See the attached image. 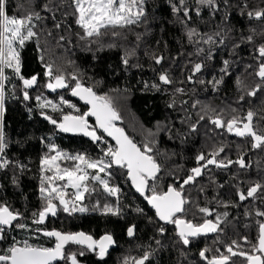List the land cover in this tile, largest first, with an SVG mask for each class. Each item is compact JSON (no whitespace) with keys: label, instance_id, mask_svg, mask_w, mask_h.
<instances>
[{"label":"trees","instance_id":"16d2710c","mask_svg":"<svg viewBox=\"0 0 264 264\" xmlns=\"http://www.w3.org/2000/svg\"><path fill=\"white\" fill-rule=\"evenodd\" d=\"M47 2L48 0H8V11L11 15L22 16L30 11H37L42 16L49 17L43 22H37V31L41 34L39 46L30 41L21 51L22 74L26 78L32 75L38 77L37 84L28 89L31 99L23 100L24 89L20 80L13 78L6 82L8 99L5 131L9 140L6 155L13 164L17 162L25 164L27 169L24 173L16 171L13 166L0 170V202L6 201L13 209L19 210L24 215L23 222L29 225V229L37 227L32 224V213L38 212L42 207L39 193V163L42 156L48 152L47 144H55L64 152L72 155L84 154L92 159L102 158V149L106 150L108 145L115 146L105 135L107 144L93 142L82 136L64 135L55 125L44 119L42 112L57 119L58 122L63 114L80 113L69 109L66 104L60 105L63 112H54L51 108L42 110L36 100L38 96L58 105L63 98L74 104L80 112L88 111L87 107L72 98L70 89H57L52 94L49 92L44 86L47 83L45 63H54V68H59L70 84L75 83L71 80L72 74H75L85 86H92L98 94H109L116 98V107L122 117L118 126L122 127L138 145L150 143L153 148L152 155L161 166L158 176L160 191L166 190L169 185L179 186L190 174V170L199 165L197 157L200 154L209 155L213 150L225 145V131L224 135L217 139L214 125L207 118L212 113L205 115L201 108L207 106L216 114L222 113L225 119L231 115L244 116L243 100L238 93H242L244 87L252 80V76L245 71L250 68L247 62L255 60L258 56L256 51L258 44L256 41L248 42L246 39L248 36L254 38L252 27L257 23L249 20L240 11L244 8L241 0L234 1L232 7L228 9L230 20L228 17L226 21L223 20V10L211 15V10L204 9L199 17L195 12L192 13L190 26L205 35L215 37L217 32L221 33V37L215 38L217 41L223 38L222 44L188 43L186 29L173 14L167 0H148V19L145 24L128 31L126 39L105 36L102 38L103 48L98 49L97 44H92L90 50L86 46L87 41H81L76 36V33L82 30L75 24V18L71 15L64 21L66 25L71 26L70 31L66 28L57 30L52 27L51 14L43 11V5ZM188 3L193 9L198 6L195 0H188ZM64 10L62 8L56 12L58 20L63 19L61 13ZM66 10L71 12V9ZM49 31L52 32L51 36L47 35ZM136 33L142 36L139 41L135 38ZM60 35L68 36L72 43L68 44L66 41L58 43ZM109 44H113L114 47H108ZM197 47L205 48V52L211 48L213 58L204 60L203 54H196ZM153 53L164 56L162 64L154 63ZM41 55L44 62H41ZM126 55L129 61L127 66L123 64ZM225 59L230 62L228 75L220 72ZM201 60H204L205 68L197 77L211 81L223 75L224 82L218 89L214 90L211 84L192 85L186 81L192 66L190 62ZM162 69L169 73L174 83L160 85L161 91H156L151 85L160 83L158 76ZM238 80L243 83L238 84ZM145 84L148 85L147 88ZM12 85H15V89ZM178 87L185 88L187 94L175 93L179 103L177 107L169 108L168 103ZM193 88L195 91H192ZM197 100L200 104L191 107ZM183 101H187V104H183ZM200 115H205V119L200 120ZM89 123L95 125L90 118ZM192 124L196 125L195 132L190 131ZM110 171L112 172L109 178L110 185L121 189L119 201L105 193L100 185L94 184L95 192L86 194L84 201L88 212L69 215L59 211L56 217L50 216L45 224L39 227L63 232L84 231L95 238L106 232L113 235L116 240L115 248L104 261H100L95 254L88 253L78 257L81 264H125V261L131 264L133 258H140L146 251L152 253L146 264H205L199 257V252L205 249L203 245L207 237H197L190 240L189 245H183L175 225L162 224L144 197L134 192L131 181L127 178L126 169L113 166ZM13 176L19 180L18 187L12 182ZM178 179L180 182L175 185ZM223 184L221 185L223 187L219 186L215 192L214 181L210 171L206 169L194 184L186 185L185 196L193 203L185 205L187 211L184 218L198 224L205 219L214 220L217 214L221 216L225 212L229 214L227 209L216 213L214 207L217 201L229 205L230 199L235 196L231 187L224 181ZM201 188L203 191H200ZM105 205L119 207L121 214L119 216L106 214ZM259 205V202L248 201L243 207L244 211L238 213L236 211L235 216L253 221L258 210L255 207ZM198 207H209L213 215L205 216L199 213ZM137 208L143 209V214L138 213ZM132 224L136 225V234L128 237L127 228ZM160 226L165 228L163 234L158 231ZM224 229L225 227L222 231ZM250 229H254L253 224L250 225ZM13 236L17 240L28 239L29 243L44 247L54 246V240L43 236L42 232L17 229L10 233L9 240ZM157 240L160 241L159 244L156 243ZM0 247H6V244L0 242ZM68 250L75 252L77 247L69 245L66 251ZM206 255L209 256L207 253Z\"/></svg>","mask_w":264,"mask_h":264},{"label":"snow or ice","instance_id":"6c2138e0","mask_svg":"<svg viewBox=\"0 0 264 264\" xmlns=\"http://www.w3.org/2000/svg\"><path fill=\"white\" fill-rule=\"evenodd\" d=\"M167 2L179 23L186 29L188 43L195 45H199L201 42L205 45L223 43V38L219 41L215 38L221 37V33L217 32L215 37L205 35L198 32L195 27H191L190 24L192 13L195 12V15L199 17L204 9L211 10V15L223 10V20L226 21L230 14L228 9L232 7L230 0H195L198 5L195 9L190 6L188 0H167ZM244 7L246 8L247 5L245 4ZM62 8L65 9L61 13L63 19L58 20L56 12ZM66 9H71V12L69 13ZM43 11L51 14L52 27L57 30L66 28L70 31L71 26L66 25L64 21L71 15L75 18V24L82 30V32L76 33L78 39L86 40V46L89 50L92 44H97L98 49H100L104 47L103 37L111 36L126 39L128 31L147 22L148 0H48L43 5ZM247 16L261 20L264 18V8L254 12L248 11ZM47 19H49L48 16H42L37 11H30L22 16L11 15L8 11V0H0V170H6L13 166L16 171L24 173L27 169L25 164L19 162L13 164V161L9 160L6 155V149L9 147V140L5 131L6 100L8 99L6 82L13 78L20 80L24 89L23 100L31 99L28 89L37 84L38 77L32 75L26 78L22 74L21 51L30 41L39 46L41 34L37 31V22H43ZM47 35L51 36L52 32H47ZM135 38L139 41L142 36L140 33H136ZM246 39L248 42H252V36H248ZM65 41L68 44L72 43L68 36L60 35L58 37V43ZM108 47H114V45L109 44ZM256 51L258 63L254 74L264 84V44H260ZM196 54H203L204 60L213 58L211 48L205 52V48L197 47ZM40 59L41 62H44L43 55ZM152 59L155 64L160 65L165 58L163 55L153 53ZM204 60L190 62L192 66L186 81L192 85L197 83L201 85L211 84L214 90L218 89L219 85L224 82L223 75L219 79L213 78L211 81L197 77V74L205 68ZM128 63L126 55L123 64L127 66ZM222 63L223 67L220 72L224 75L230 74L228 71L229 60L225 59ZM45 75L47 83L44 86L47 89L53 92L57 89H70L72 96L79 97L90 108L86 112H80V109L76 108L74 104L63 100V98L58 105L51 100L38 96L36 100L42 110L51 108L54 112H63L60 105L66 104L69 109L80 113L78 115L63 114L58 122L57 119H53L50 115L42 112L44 119L55 125L61 132L79 133L90 137L93 142L107 144L103 135L106 134L107 137H111L115 141V146L108 145L106 150L102 149V158L92 159L84 154L72 155L64 152L58 149L55 144L46 145L48 152L42 156L39 163V193L42 207L38 212L32 213V224L37 227L29 229V225L23 222L25 220L24 215L19 210L13 209L6 201L0 202V242L6 244V247H0V264H59L61 261L65 264H81L78 257H83L88 253H93L100 261H104L109 249L116 244L112 234L106 232L99 238H95L92 234L84 231L63 232L41 229L39 226L45 224L50 216L56 217L59 211L69 215L88 212L89 209L84 206V201L86 194L95 192L94 184L100 185L105 193L116 197L119 201L121 189L118 186L110 185L109 182V178L112 176L110 169L113 166L126 169L127 178L131 181L132 186L155 210L158 220L164 224L175 225L177 235L183 245H189L190 238L222 231L220 225L223 218L228 216L227 212L223 213V216L217 214L214 220L205 219L198 224L184 218L187 211L185 205L193 203L186 198L184 188L186 185L194 184L209 165H215L217 168H228L232 164H237L240 168L249 167L243 156L236 160H218L217 156L224 152V146L213 150L209 155L200 154L197 157V164L200 162L203 164L193 167L190 174L179 184V187L169 185L166 190L160 191L158 190V175L161 166L152 155L153 148L150 143L138 145L125 133L122 127L117 126V121H121L122 117L116 107V98L109 94H98L92 86H85L75 74L71 76V80L75 83L70 84L63 72L59 68H54V63H45ZM158 80L159 84L151 85V88L156 91H161L160 85H172L174 83L169 73L163 69L159 73ZM180 83H184V81H180ZM237 83L242 84L243 82L238 80ZM145 87L147 88L148 85L145 84ZM12 88L15 89V85H12ZM192 91H195V88ZM257 91H260L259 84L247 91V95L254 97ZM175 93L187 94L185 88H176L168 103L169 108H175L179 103ZM240 99L243 100V96ZM182 103L187 104V101ZM197 104H200L199 100L195 101L191 107H196ZM201 111L205 115L209 112L212 113L207 117L212 125L223 128L237 137L250 138L253 149L264 150V127H258L254 123L256 117L264 121V109H261L259 113L248 110L243 117L231 115L228 119H225L222 113L216 114L207 106H202ZM235 111L233 110V112ZM205 115H200V120H204ZM89 117L95 118V126L89 123ZM186 119H190V117H186ZM183 122L182 120L181 123ZM190 131H196L195 124L190 125ZM12 182L17 187L19 186V180L16 176H13ZM69 189L72 191L69 192ZM200 191H203V188ZM237 195L239 201H245L249 198L255 200L258 195L260 199L264 200V184L255 183L246 192L239 191ZM224 206L227 207L228 205ZM136 211L141 214L144 212L141 208H137ZM104 212L119 216L121 209L105 205ZM198 212L205 216L213 215L209 207H198ZM255 215L264 217V210H257ZM17 229L42 232L43 236L54 238V246L44 247L29 243L28 239L17 240L14 236L9 240L10 233ZM158 231L163 234L165 228L160 226ZM135 234L136 225L132 224L127 228V236L133 237ZM156 243L159 244L160 241L157 240ZM243 243L249 245L247 250L238 241L233 240L226 246L225 252L217 250L218 255L208 258L206 253L209 249L205 248L199 252V256L206 260L207 264H236L232 260L233 257H242L245 264H264V221L258 223L256 242L253 243L247 237H243ZM69 245L76 246L77 251H66ZM151 255V252L146 251L140 258L133 259L131 264H146ZM125 264H128V261H125Z\"/></svg>","mask_w":264,"mask_h":264},{"label":"flooded vegetation","instance_id":"af4514ba","mask_svg":"<svg viewBox=\"0 0 264 264\" xmlns=\"http://www.w3.org/2000/svg\"><path fill=\"white\" fill-rule=\"evenodd\" d=\"M234 1L237 0H230V3L232 4ZM242 5L246 4L247 7L245 8H239L240 11L249 19L257 23V25H254L252 27V31L254 33V38L252 39L253 41L257 42V48L260 44H264V18L261 20H257L254 18H249L247 16L248 11H256L261 8H264V0H241ZM238 9V10H239ZM239 11V12H240ZM231 15H228V20H230ZM258 55V53H257ZM248 66L251 65L249 69H247L245 72L249 73L252 76V80L244 87L242 93H238L241 96H243V105L244 109L243 114L246 115L248 110H253L255 112H258L261 109H264V84H262L259 81V78L255 76L254 70L257 67V58L252 61L247 62ZM260 85V91H257L256 96H248L247 91L252 90L256 85ZM254 123L258 125V127H264V121H261L259 117H256L254 119ZM214 128V133L215 137L220 139L224 135V131L226 134L225 137V145L224 146V152L220 153L219 156H217V159H231V160H236L239 157L243 156L245 159L246 163L249 165L247 168H240L239 165L237 164H232L228 168H217L215 165H209L206 169L210 171V176L212 177L214 181V191H218V187L224 183H226L231 189L233 190L234 197L230 199V204H221L218 201L214 205L216 213L221 210L227 209L229 211L228 216L223 219V222L221 223L220 227L221 229L225 227L224 231H221L219 235L218 233H209L207 235H201L199 237L201 238H206V241L204 242V248L209 249L207 254L209 255L208 258H211L213 255H218L219 252H225L226 251V246L229 245L233 240L238 241L241 246L247 250L249 248V245H245L243 243V237H247L249 240L252 239V241L256 242L257 237H258V223L264 221V217H258L255 215V218L253 221H250L248 218H237L235 216V212L237 213L239 211H244L245 208L244 205L248 201H255L259 202L260 205L255 207L258 210H264V200L259 198V195L257 199L253 200L252 198H249L248 200L245 201H239L237 193L239 191H244L246 192L247 189L254 185L255 183H261L264 184V150L260 149H253L251 147V141L250 138H241L237 137L232 133H228L225 129L223 128H217L216 126ZM203 162H200V165H202ZM204 170V172L206 171ZM180 182V179L174 183L175 185L177 182ZM177 186V185H176ZM179 187V186H177ZM223 187V186H221ZM218 195V194H217ZM224 205H228L225 207ZM256 210V209H255ZM257 211V210H256ZM253 224L254 229H250V225ZM165 225V224H164ZM168 225H173V224H167ZM230 228V229H229ZM177 232V230H176ZM253 236V238H252ZM190 238V240L195 239ZM244 244V245H242ZM115 248V245L109 249V253L106 257H108L112 251V249ZM105 257V258H106ZM200 257V256H199ZM133 259H138V258H133ZM132 259V260H133ZM202 259V258H201ZM131 260V261H132ZM205 264H207V261L202 259ZM233 261L236 262V264H244V260L242 257H233Z\"/></svg>","mask_w":264,"mask_h":264},{"label":"water","instance_id":"95a60500","mask_svg":"<svg viewBox=\"0 0 264 264\" xmlns=\"http://www.w3.org/2000/svg\"><path fill=\"white\" fill-rule=\"evenodd\" d=\"M34 87V86H33ZM49 90V89H48ZM49 92L52 94V93H55V92H53V91H51V90H49ZM72 96V95H71ZM72 98L74 99V100H76V101H78L80 104H82L83 106H85V107H87L88 108V110H89V108H90V106L89 105H86L82 100H80L79 99V97H74V96H72ZM90 119H92L94 122H95V118L94 117H89ZM118 124H119V121H117V126H118ZM119 127V126H118ZM59 130V129H58ZM60 131V130H59ZM125 131V130H124ZM61 132V131H60ZM62 134H64V135H67V136H82V137H85V138H87V139H90L91 140V138L90 137H87V136H84V135H82V134H79V133H71V132H61ZM125 133H126V131H125ZM127 134V133H126ZM103 135H105L106 137H107V135L106 134H103ZM128 135V134H127ZM107 138H109L111 141H112V143L115 145V141H113L112 139H111V137H107ZM161 172V171H160ZM160 174V173H159ZM159 176V175H158ZM132 185V184H131ZM132 189L134 190V192L135 193H137L138 195H140V193H138L136 190H135V188L132 186ZM141 196V195H140ZM148 206L155 212V210L148 204ZM161 222V221H160ZM162 224H164L163 222H161ZM165 225H167V224H165ZM194 238V237H193ZM51 239H53L54 240V238H51ZM62 262V261H61ZM60 263V262H59Z\"/></svg>","mask_w":264,"mask_h":264},{"label":"rangeland","instance_id":"374dc122","mask_svg":"<svg viewBox=\"0 0 264 264\" xmlns=\"http://www.w3.org/2000/svg\"><path fill=\"white\" fill-rule=\"evenodd\" d=\"M93 126H95V125H93Z\"/></svg>","mask_w":264,"mask_h":264},{"label":"bare ground","instance_id":"6f19581e","mask_svg":"<svg viewBox=\"0 0 264 264\" xmlns=\"http://www.w3.org/2000/svg\"><path fill=\"white\" fill-rule=\"evenodd\" d=\"M148 204V203H147Z\"/></svg>","mask_w":264,"mask_h":264}]
</instances>
